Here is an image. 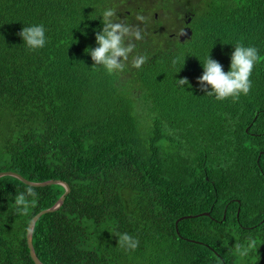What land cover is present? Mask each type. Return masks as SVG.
Masks as SVG:
<instances>
[{"label": "trees", "instance_id": "obj_1", "mask_svg": "<svg viewBox=\"0 0 264 264\" xmlns=\"http://www.w3.org/2000/svg\"><path fill=\"white\" fill-rule=\"evenodd\" d=\"M106 8L144 37L114 75L85 51L97 47ZM182 15L192 34L181 43ZM38 24L47 43L30 51L18 33ZM237 43L261 57L250 94L217 101L200 90L202 64L209 55L229 71ZM136 55L148 57L139 70ZM7 171L70 187L34 224L42 264H264V0H0ZM26 187L0 178V264H34L29 222L65 191L33 187L25 215L14 199ZM116 232L139 246L121 248ZM251 240L241 257L235 245Z\"/></svg>", "mask_w": 264, "mask_h": 264}, {"label": "clouds", "instance_id": "obj_2", "mask_svg": "<svg viewBox=\"0 0 264 264\" xmlns=\"http://www.w3.org/2000/svg\"><path fill=\"white\" fill-rule=\"evenodd\" d=\"M117 13L113 8H106L102 13V29L95 33L97 47L85 49L93 61V68L99 71L101 68L108 75L122 73L128 67L129 56L135 51L133 40H142L143 34L139 27H133L116 19ZM137 20L143 22L142 15ZM24 44L30 51L41 49L47 43L45 28L42 24L27 26L18 33ZM146 55L133 56L131 67L137 70L147 62ZM261 60L258 49L254 46L245 47L241 43L234 45L231 53L229 71H223L222 65L208 55L204 63L203 74L198 78L200 90L207 96H214L217 101L231 99L233 103L240 97L250 94L252 81L250 79L253 69ZM180 86L188 85L186 78L177 80ZM209 88L211 90H209ZM36 191L32 186L26 187L25 192L15 196L14 204L16 211L27 214L30 206H34ZM118 237L121 248L134 251L139 246V240L128 233H113ZM255 247V241L251 240L247 246L237 243L235 251L241 256H247Z\"/></svg>", "mask_w": 264, "mask_h": 264}, {"label": "water", "instance_id": "obj_3", "mask_svg": "<svg viewBox=\"0 0 264 264\" xmlns=\"http://www.w3.org/2000/svg\"><path fill=\"white\" fill-rule=\"evenodd\" d=\"M192 34V31L188 28H184L179 34H178V40L179 42H184L186 39H189L190 36ZM3 176H10V177H14L16 179H18L19 181H21L23 184L27 185V186H32V187H44V186H49V185H53V184H58L60 186H62L64 188V194L59 198V200L49 209L41 211L39 213H37L29 222L28 228H27V233H26V243H27V247L29 250V255L31 260L33 261L34 264H42L39 259L37 258L35 252H34V248L32 246V231H33V227L35 222L38 220L39 217H41L42 215L48 213V212H53L55 210H57L58 208H60L65 200L66 195L70 192V187L67 183L60 181V180H50V181H46V182H41V183H34V182H30L27 179L23 178L22 176H20L19 174L15 173V172H11V171H7V172H0V178ZM208 216L209 213H202L201 216ZM191 217H197V216H191ZM185 218H190V217H182L179 220L185 219ZM177 224V222H176Z\"/></svg>", "mask_w": 264, "mask_h": 264}, {"label": "flooded vegetation", "instance_id": "obj_4", "mask_svg": "<svg viewBox=\"0 0 264 264\" xmlns=\"http://www.w3.org/2000/svg\"><path fill=\"white\" fill-rule=\"evenodd\" d=\"M184 20H183V25L180 24V26L178 27V30L174 33L176 37H178V34L184 29V28H188L191 30L190 26L188 25L191 21L190 17H186L185 15L183 16ZM192 31V30H191Z\"/></svg>", "mask_w": 264, "mask_h": 264}, {"label": "rangeland", "instance_id": "obj_5", "mask_svg": "<svg viewBox=\"0 0 264 264\" xmlns=\"http://www.w3.org/2000/svg\"><path fill=\"white\" fill-rule=\"evenodd\" d=\"M183 18H184V17H183V15H182V16H181V19L183 20Z\"/></svg>", "mask_w": 264, "mask_h": 264}]
</instances>
